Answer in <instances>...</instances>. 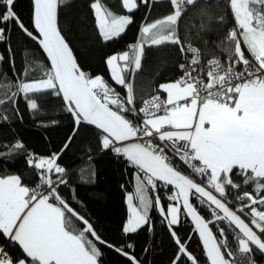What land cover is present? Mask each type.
Here are the masks:
<instances>
[{"label":"snow or ice","instance_id":"snow-or-ice-1","mask_svg":"<svg viewBox=\"0 0 264 264\" xmlns=\"http://www.w3.org/2000/svg\"><path fill=\"white\" fill-rule=\"evenodd\" d=\"M158 2L120 0L122 11L114 13L101 0H91L98 37L105 43L121 39L136 11L142 5L150 11ZM66 3L32 0L29 27L16 0H0V41L15 28L36 42L49 62L39 77L29 75L31 65L17 73L14 62L11 75L0 72V124L23 120L21 100L30 116L39 118L49 97L62 101L71 122L63 145L45 156L29 153L19 140L0 145L26 154L34 181L26 183L23 174L0 176V264H105L104 248L128 264H142L132 244L104 239L61 191L68 169L60 160L84 126L97 130L99 151L135 169L139 206L128 196L125 235L150 225L149 211L159 206L176 246L171 264H201L187 242L193 237L182 239L174 227L183 211L195 227L204 264H256L255 253L264 255V0H225L216 17L209 13L211 0H168L166 16L142 23L137 42L105 61L123 95L78 63L59 25ZM193 10L220 25L226 16L233 22L210 56L194 46L193 28L185 24ZM194 27L195 39L207 45L201 34L209 25ZM162 45L178 49L179 76L156 86L151 98L138 97L132 77L142 70L145 47ZM4 59L0 56V63ZM161 183L170 193L167 206L159 195H147Z\"/></svg>","mask_w":264,"mask_h":264},{"label":"trees","instance_id":"trees-1","mask_svg":"<svg viewBox=\"0 0 264 264\" xmlns=\"http://www.w3.org/2000/svg\"><path fill=\"white\" fill-rule=\"evenodd\" d=\"M101 2L114 13L122 11L120 0H101ZM90 3L91 0H67L66 5L59 10L62 34L70 42L81 67L91 75L103 76L123 95L121 86L116 85L111 79L105 63L107 57L113 53L129 50L128 45L137 42L140 25L166 16L171 10L170 5L168 0H159L150 11L142 5L135 12V22L129 26L126 34L117 41L105 43L98 37ZM204 3L207 4L208 0H204ZM211 3L210 15L216 17L223 12L225 0H211ZM15 8L24 23L30 27L31 0H16ZM145 16L147 20L144 19ZM201 23L209 25V29L201 34L203 39L208 41L207 45L195 39L194 26ZM232 23L230 16H226L224 25H220L216 20L201 17L195 10L189 12L185 21L186 25L193 28L194 46L204 47L206 56L211 55L210 50L215 44L220 43L226 34V29ZM182 31H187V28H182ZM215 52L218 56H222L219 48H215ZM0 56L5 58L0 63V72H8L9 75L13 62L17 73L31 65L29 75L36 77L42 75L43 65L48 64L38 45L15 28L9 29L5 40L0 41ZM180 60L179 51L175 46H146L142 70L132 77L138 97L149 98L156 94L154 89L160 83L176 79L179 75L177 65ZM61 104L59 98H47L41 116L34 118L30 116L24 101L21 100L19 108L23 113V120L13 118L8 123L0 124V145H8L19 140L26 146L28 152L41 156L59 149L71 128L68 114L62 109ZM8 114L11 115V112ZM53 120L59 123L51 125ZM41 121L50 126H42ZM0 152L5 153L0 156V176L23 174L26 183L34 184L29 176L26 154L11 152L4 148H0ZM60 163L68 169L66 177L68 185L61 186L64 197L76 211L96 227L104 239L117 246L132 244L134 254L142 264H171L176 246L164 218L160 215L159 206L149 211L150 225H145L131 237L122 232L128 215L125 197L135 192V169L112 153L99 151L97 130L84 126L62 156ZM147 193L149 198L159 195L164 206L170 203L167 199L170 193L165 187L160 186L158 191L149 190ZM174 227L182 239L186 240L190 235L193 237L187 242L193 253L201 258V264H204L202 248L188 221L181 215L180 225ZM254 259L256 264H264V256L259 252L255 253ZM103 260L105 264H128L126 258L108 248H104Z\"/></svg>","mask_w":264,"mask_h":264},{"label":"rangeland","instance_id":"rangeland-1","mask_svg":"<svg viewBox=\"0 0 264 264\" xmlns=\"http://www.w3.org/2000/svg\"><path fill=\"white\" fill-rule=\"evenodd\" d=\"M133 196V205L134 206H139V203H137V200L135 199L136 197H137V181L135 182V192L134 193H129L128 195H127V198H126V205H127V212H128V215H127V217L129 218V216H130V209H129V202H128V196ZM147 195H148V193H147ZM149 196V195H148ZM136 201V203H135V201ZM139 202V201H138ZM170 203H172L171 201H170ZM128 218L126 219V222H127V220H128ZM126 222H125V224H126ZM124 224V225H125Z\"/></svg>","mask_w":264,"mask_h":264},{"label":"water","instance_id":"water-1","mask_svg":"<svg viewBox=\"0 0 264 264\" xmlns=\"http://www.w3.org/2000/svg\"><path fill=\"white\" fill-rule=\"evenodd\" d=\"M31 2H32V0H31ZM34 42V41H33ZM36 43V42H35ZM37 44V43H36ZM38 45V44H37ZM38 47H39V45H38ZM39 49L41 50V52H42V54L44 55V57H45V59H46V61H47V56H46V54L43 52V50H42V48H40L39 47ZM47 63H49L48 61H47ZM89 127H92V128H94L93 126H89ZM96 130V129H95ZM161 186H164L162 183L160 184ZM182 217H184L187 221H188V223L191 225V227L193 228V230H194V233H195V235H196V232H195V227H194V225H193V223H192V221H191V219L189 218V217H186L185 215H183V211H182ZM197 238V237H196ZM197 240H198V238H197ZM198 242H199V240H198ZM199 244H200V242H199ZM200 246H201V244H200ZM201 248H202V246H201ZM119 254V253H118ZM264 256V255H263ZM125 258V257H124Z\"/></svg>","mask_w":264,"mask_h":264},{"label":"built area","instance_id":"built-area-1","mask_svg":"<svg viewBox=\"0 0 264 264\" xmlns=\"http://www.w3.org/2000/svg\"><path fill=\"white\" fill-rule=\"evenodd\" d=\"M230 27H232V24H231ZM230 27H229V28H230ZM178 76H179V75H178ZM154 95H155V94H154ZM149 98H151V97H149ZM29 153H30V152H29ZM181 167H182V168H185V166H184L182 163H181ZM185 170H186V168H185ZM161 187H163V186H161Z\"/></svg>","mask_w":264,"mask_h":264},{"label":"crops","instance_id":"crops-1","mask_svg":"<svg viewBox=\"0 0 264 264\" xmlns=\"http://www.w3.org/2000/svg\"><path fill=\"white\" fill-rule=\"evenodd\" d=\"M128 195V194H127ZM127 195H126V197H125V201H126V198H127ZM136 200H137V203H139L138 202V199L137 198H135ZM135 201V200H134ZM135 203H136V201H135ZM128 218V217H127Z\"/></svg>","mask_w":264,"mask_h":264}]
</instances>
